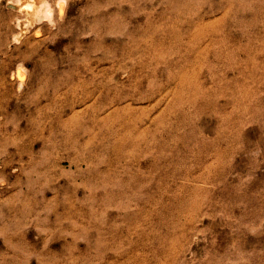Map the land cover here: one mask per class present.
<instances>
[{
  "label": "rangeland",
  "instance_id": "374dc122",
  "mask_svg": "<svg viewBox=\"0 0 264 264\" xmlns=\"http://www.w3.org/2000/svg\"><path fill=\"white\" fill-rule=\"evenodd\" d=\"M57 1L0 0V264H264V0Z\"/></svg>",
  "mask_w": 264,
  "mask_h": 264
},
{
  "label": "bare ground",
  "instance_id": "6f19581e",
  "mask_svg": "<svg viewBox=\"0 0 264 264\" xmlns=\"http://www.w3.org/2000/svg\"><path fill=\"white\" fill-rule=\"evenodd\" d=\"M42 4H44V3H38V0H22L20 5L28 11H33V10H36V8L41 6ZM57 4L59 7L58 9H60V12H61L63 10L64 0H58ZM36 11H38V10H36ZM49 16H50V13L48 14V17ZM15 75L21 81L24 77V69L21 66H18L16 71H15ZM2 182H3V180H2Z\"/></svg>",
  "mask_w": 264,
  "mask_h": 264
}]
</instances>
